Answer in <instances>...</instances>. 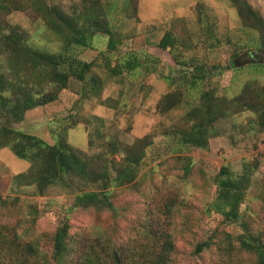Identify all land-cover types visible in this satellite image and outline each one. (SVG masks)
Instances as JSON below:
<instances>
[{"label": "rangeland", "instance_id": "1", "mask_svg": "<svg viewBox=\"0 0 264 264\" xmlns=\"http://www.w3.org/2000/svg\"><path fill=\"white\" fill-rule=\"evenodd\" d=\"M76 1L47 0V3L69 12ZM101 1L102 9L113 17L112 23L120 20L121 30L129 35L120 39V51L145 50L150 59L146 58L148 69L155 65L156 70L151 73L136 70L130 74L124 71L111 76L100 61L94 68L101 80L97 96L80 99L79 83L71 79L57 100L32 108L26 118L11 126L50 143L62 137L83 153L108 152V157L116 160L126 155V147L148 135L143 141L147 145L138 162L136 176L132 182L115 187L111 200L116 212L94 207L69 209L73 201L70 189L57 182L39 194L33 182L25 185L15 181L12 176L27 170L29 163L15 156L8 147L1 148L0 249L5 247L15 259L17 250L13 236L21 242L39 238V247L47 254L51 233L66 218L74 247L91 244L97 236H107L129 252L128 260L135 264H146L152 247L160 250L167 239L176 249L172 264H254L251 255H240L235 247L234 235L240 229L224 223L220 215L208 213L207 204L215 195V176L222 165L236 174L242 170L244 162L257 161L240 209L252 231L264 241V148H259L264 141V129L255 131L252 128L256 114L248 110L217 120L206 149L184 146V152L193 161L190 172L185 174L182 156L173 152L177 149L176 139L167 129L178 123L190 106L180 105L163 114L157 111L159 98L169 88L162 76L172 74L179 81L175 75L181 66L176 64L169 48L161 49L154 42V38L166 29L180 37H186L187 28L198 29L197 7L202 4L221 43L203 51L202 42H197L196 49L182 48L181 52L185 56L195 54L198 57L204 52L207 57L200 60L219 64L216 71L220 70L221 75L216 79L222 92L228 94L231 87V93L235 94L239 90L237 85L242 86L250 77L264 84V69L247 68L255 60L262 61L261 52H242L237 65H244V68L239 73L234 71L235 64L230 60L235 43L246 42L249 36L246 30L256 34L252 22L249 19L240 21L230 0ZM247 1L264 19V0ZM136 2L138 11L129 17L127 12H132ZM0 3L1 26L6 29L17 26L31 46L51 52L58 50L59 40L43 25L41 16L32 21L35 14L15 7L16 0H0ZM125 4L127 10H124ZM105 43L106 35L97 33L93 40L95 49H80V57L94 59L105 49ZM4 59L1 55L3 62ZM203 84L205 87V81ZM72 110L73 118L65 119ZM110 142L115 143L117 152L111 153ZM135 153L140 151L135 150ZM111 174L114 176L115 172L112 170ZM205 239L210 240L211 248L195 254V244ZM228 245L233 253L231 258L224 254ZM78 255L80 253L73 262H77Z\"/></svg>", "mask_w": 264, "mask_h": 264}, {"label": "trees", "instance_id": "2", "mask_svg": "<svg viewBox=\"0 0 264 264\" xmlns=\"http://www.w3.org/2000/svg\"><path fill=\"white\" fill-rule=\"evenodd\" d=\"M230 1L237 9L240 21L249 19L256 33L251 34L246 30L249 33L246 42L235 43L230 60L235 64L234 71L239 73L244 68V65H237L242 52L264 53V19L247 0ZM16 2L15 7L35 14L32 21H36L39 16L44 19L43 25L59 40V48L54 52L36 48L26 42L17 26L6 29L0 25V149L8 147L15 156L29 163L27 170L12 177L25 185L33 182L39 194L48 185L60 183L63 188L70 189L73 195L69 209L94 207L116 212L111 196L116 186L134 180L138 162L147 145L143 141L148 135L126 147V155L116 160L110 159L108 152L92 155L83 153L62 137H56L50 143L11 124L22 121L27 110L57 100L71 79L79 83L77 93L80 99L97 96L101 80L94 68L100 61L111 76L121 75L124 71L130 74L136 70L151 73L156 70L155 65L148 69L145 50L131 48L120 51V39L129 35L121 30L123 24H120V20L116 21L117 24L112 23L113 17L102 9L101 0H77L69 12L59 5H49L47 0ZM125 6L124 10H127ZM3 8L7 9V6ZM197 8L198 29L187 28L186 37L177 36L166 29L155 43L161 49L169 48L176 64L181 66L175 75L179 81L172 74L162 76L169 88L159 98L157 111L163 114L180 105L190 106L179 122L167 129L168 134L176 139L177 149L173 152L176 156H182L185 174L190 172L193 161L184 152V146L206 149L217 120L248 110L256 114L252 128L255 131L264 129V84L256 83L250 77L242 86L237 85V93H231V87L228 88V94L224 93L216 79L221 75L220 70L216 71L220 68L219 64L200 60L207 57L204 52L199 57L195 54L185 56L181 52L182 48L196 49L197 42H202L200 48L203 51L221 43L204 6L199 4ZM136 10L137 2L127 15L130 17ZM101 32L106 35L105 49L92 60L81 58L79 50L95 49L94 37ZM1 55L5 57L4 62ZM247 68L260 71L264 69V60H255ZM190 95L192 97L189 99ZM73 115L72 110L65 119L73 118ZM109 146L111 153L118 151L114 142H110ZM135 150L140 153L136 154ZM256 168L257 161H247L243 163L242 170L234 174L227 165H222L215 176L217 189L207 204V212L220 215L224 223L240 229L234 235L239 254L247 253L253 258L254 264H264V241L261 235L252 231L240 209ZM12 238L17 250L16 258L3 247L0 249V264H14V260L17 264H135L128 260L129 252L107 236L100 235L91 244L74 247L66 218L51 233L47 254L39 247V238L26 242L19 241L15 236ZM210 245L209 239L199 241L193 252L201 254L210 249ZM175 250L172 241L167 239L160 250L152 247L146 256V264H172ZM75 253H80L77 262L72 261L76 258ZM224 254H229V258L233 255L229 245L224 249Z\"/></svg>", "mask_w": 264, "mask_h": 264}, {"label": "crops", "instance_id": "3", "mask_svg": "<svg viewBox=\"0 0 264 264\" xmlns=\"http://www.w3.org/2000/svg\"><path fill=\"white\" fill-rule=\"evenodd\" d=\"M161 35H162V34H161ZM161 35H160V36H161ZM160 36H159V37H160ZM159 37H158V38H154V42H155V43H156V40L159 39ZM31 109H32V108H31ZM31 109H29V110H31ZM29 110L26 111L24 118H26V117L28 116V115H27V112H28ZM43 139H44V138H43Z\"/></svg>", "mask_w": 264, "mask_h": 264}, {"label": "flooded vegetation", "instance_id": "4", "mask_svg": "<svg viewBox=\"0 0 264 264\" xmlns=\"http://www.w3.org/2000/svg\"><path fill=\"white\" fill-rule=\"evenodd\" d=\"M251 55H254V54H251ZM254 56H257V55H254ZM260 58H261V60H264V53L260 54Z\"/></svg>", "mask_w": 264, "mask_h": 264}, {"label": "built area", "instance_id": "5", "mask_svg": "<svg viewBox=\"0 0 264 264\" xmlns=\"http://www.w3.org/2000/svg\"><path fill=\"white\" fill-rule=\"evenodd\" d=\"M259 148H264V141H262V143L259 145Z\"/></svg>", "mask_w": 264, "mask_h": 264}]
</instances>
